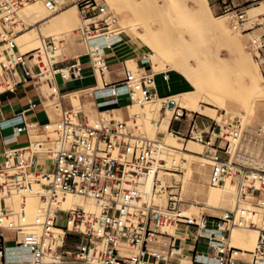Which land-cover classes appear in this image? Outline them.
Returning a JSON list of instances; mask_svg holds the SVG:
<instances>
[{"label":"built area","instance_id":"obj_1","mask_svg":"<svg viewBox=\"0 0 264 264\" xmlns=\"http://www.w3.org/2000/svg\"><path fill=\"white\" fill-rule=\"evenodd\" d=\"M24 1L29 0H0V48L6 46L0 92L15 91L24 82L54 81L57 74L64 80L80 78V59L87 57L94 74L101 76L102 86L110 89L97 94L98 80L93 92L103 99L100 105L117 104L123 96L130 104L135 99L148 101L158 96V72L153 71L145 56L140 63L143 67L148 64L150 72L130 69L123 61L116 82L105 77L106 71L113 73L106 58L122 40L116 33L118 17L106 3L76 0L81 15L78 32L86 50L72 63L59 66L66 60H57L62 40L55 36L44 37L36 49L17 50V12ZM262 1L246 0L251 4ZM47 4L53 7L51 0ZM223 4L234 29L244 32L264 25V13L249 17L247 10L238 8L232 0H223ZM253 45L260 52L264 34L254 38ZM163 74L168 76L166 71ZM162 99V114L167 109L172 111L171 133L206 146L209 184L218 187L231 178L236 184L238 201L251 193L264 209V167L232 160L229 153L242 133L241 126L227 135L216 136L215 139H221L216 146V140L212 141L215 129L210 132L198 127L194 117L187 130L174 127L175 122L190 118L189 110L170 97ZM35 107L30 102L28 109ZM24 112L14 125L18 134L30 130ZM80 112L71 104L60 118L42 125L41 140L30 139L27 145L4 151L5 159L0 163V264H181L189 256L192 264H264V228L259 229L250 259L243 257L244 250L230 243L232 229L243 225L236 208L217 216L184 211L182 205L187 201L182 198L181 185H164L159 178V171L165 170L166 165V160L157 155L162 146L159 135L150 137L134 118L120 120L108 112V116L100 114L95 120L85 115L80 119ZM153 168L156 180L152 197L145 200L139 185ZM39 177L49 179L54 190L100 201V211L62 209L48 199L45 212L30 219L26 194L34 190ZM14 193L21 195L17 210L8 203ZM164 194L167 204L156 203L155 197ZM190 239L194 244L189 253L183 242ZM200 244L206 247L205 251L199 250ZM13 248H19L21 253L9 254L8 249Z\"/></svg>","mask_w":264,"mask_h":264},{"label":"rangeland","instance_id":"obj_2","mask_svg":"<svg viewBox=\"0 0 264 264\" xmlns=\"http://www.w3.org/2000/svg\"><path fill=\"white\" fill-rule=\"evenodd\" d=\"M47 1L48 0L24 1L23 5L19 8L17 12L19 20L15 28L18 32L16 36L18 51H30L20 48L17 40L20 33H24L36 18L40 19L50 13L54 8L60 7L64 3L69 2V0H51L53 4V7L51 8L48 6ZM98 1L103 4L106 3L109 11L117 15L119 19L118 28L120 35L131 37V40L134 41L136 45V48L131 47L130 49H124V44H122L121 47L118 48L119 50L117 49L119 52L121 51V54L118 56L114 53L112 54L115 56V61L124 60L130 69L137 71L139 66H142V64L138 65V60H141L145 56L146 59H150L152 65L153 62L151 61V57H153L156 64V67L154 68L152 65L154 72H177L178 75L186 81V88L191 89V91L188 94H183V92H181L177 96H170V99H173L178 104L192 110L189 111L190 118L195 117V119L198 118L209 122L210 120L213 121L212 129H215L216 133L219 135H227L226 133L231 132L232 129L238 128L240 125L242 133L239 139L234 143L238 151L235 153L233 152L231 157H235L236 153H242L254 157L258 162H261V160L264 159V92H261V94L257 89L254 91L255 88L249 87L246 79L243 78V70L240 71L242 63L248 66L250 65L248 58L250 56L255 65L264 75V47L258 52L253 45V39L264 34V25L257 26L252 30L244 32L236 30L232 27L230 18H227V16L224 15L227 14L224 11V8H219L218 2L213 0ZM230 1L231 0H227V2ZM71 4L76 5V0L71 2ZM198 4L204 5L212 12L215 18H219L216 21L222 20L224 23L226 22L228 29L234 31L233 35L241 38V46L243 47L244 45V49L241 48L240 45H233L231 41L222 34H216L214 36L210 35L201 38L200 40H196L195 38L202 34L200 30L196 29L197 24L195 22L197 20L193 19L197 6H199ZM233 4L239 6L238 8L247 10V15L249 17H256L257 15L264 13V1L259 4H251L243 0H234ZM75 12L74 17L71 20L57 22L56 24L48 23L41 27L40 33L34 31V37L32 38L34 41L29 49L32 50L39 46L41 36H43L42 38L55 36L58 40H62L60 42L61 44L57 60H67L83 53L86 48L84 44L81 43V38L78 32V27L81 21L78 7L75 8ZM126 25L131 28L134 27V29H127V27L125 28ZM48 26L53 27L46 28ZM141 26L144 27L142 28ZM142 30L144 33L146 32V34H144ZM130 31H132V33ZM173 41H176L177 48L173 46V44H175ZM146 43L148 44V47L146 46ZM171 43H173L172 46L177 51L169 46ZM185 43L187 46H183ZM5 49L6 46L0 48V70L2 62L6 59ZM178 49L180 51H178ZM243 50L244 53H242ZM241 53L243 54V57L241 56ZM121 70L119 72H121ZM1 78L0 72V81ZM1 89L2 87H0V90ZM82 94L83 93L80 95L73 94L69 97V100L74 105L76 111L81 110ZM122 98H127V96H123ZM126 101L127 100H123L121 103ZM157 107V102L154 100L141 105L139 109L142 110H137L134 107L128 108V116L126 118H123L121 114L117 112L112 113V116L127 121L134 118L137 124L141 122L145 125L152 138H156L159 135L161 140L170 139L174 143L180 144L185 151H191L194 154V156L177 154L180 155V158H185L184 160L188 162L190 161L189 164L198 169L196 174L190 173L189 176L192 183L196 185L199 184L198 189L200 191L197 194H193V197H188L186 189L184 188L183 178H185V172L183 170L175 169L173 167H167L165 170H162L163 175L161 180L164 183L177 182L182 186L183 195L186 200H188L182 205V208H187L192 199H198V201L207 205H217L221 188L209 184L210 163L204 157L206 146H204L202 142H196L195 140L185 141L175 135L165 134L163 131H159V133H161L160 135L158 129L153 130L150 128L149 119ZM146 109L147 112L145 111L143 113L142 111ZM129 111L137 116L131 115ZM160 113L158 116L161 115ZM59 114H62V110H59ZM99 116L100 115L95 114L93 118L89 119L95 120ZM102 116L108 115L102 114ZM169 119H171V113L168 114L166 122H168ZM222 125H224V127H222ZM174 127H177L176 124ZM215 137L216 136L214 135V140ZM32 138L33 140H41V132L35 131ZM220 140L221 139L219 138L216 142V146L219 145ZM224 145L225 141L222 142V146ZM198 153L202 154L199 155ZM168 155H170V159H173L175 158L174 156L176 153H169ZM202 162H205L206 165H202ZM44 182L47 183V181ZM154 183L155 175L153 177V184ZM38 187L39 186L35 185L34 189H37ZM17 197L19 196H16L15 199ZM151 197L152 194H150L149 197H144V199L150 200ZM190 198L191 200L189 201ZM73 200L82 206H90L96 209L98 206L97 202L79 196H75ZM155 202L157 203V198H155ZM159 203L163 205L166 203L165 195H162V197L159 198ZM232 208L233 207L230 209ZM213 209L214 208L205 207L194 208L190 211L195 214L205 213L216 216L222 213L220 210ZM225 210H229V208ZM173 232L175 231L173 230ZM9 238L12 239L13 236L9 234ZM234 245L237 244L235 243ZM199 250L203 252L206 250V247L200 244Z\"/></svg>","mask_w":264,"mask_h":264},{"label":"bare ground","instance_id":"obj_3","mask_svg":"<svg viewBox=\"0 0 264 264\" xmlns=\"http://www.w3.org/2000/svg\"><path fill=\"white\" fill-rule=\"evenodd\" d=\"M184 1H187V0H184ZM64 4H66V3H64ZM64 4L60 7L54 8L50 13L41 17V18L47 17V20H45V22H46L45 24H48V23L56 24L57 22H63V21L71 20L74 17V14L76 13L75 8L77 6L72 4L70 6L64 7ZM224 15L227 16V18L229 17L227 14H224ZM193 16H194L193 19L197 20L195 22L197 24L196 29H198L202 32L201 36L195 38L196 40L197 39L200 40L201 38H204V37H207L210 35L214 36L216 34H222V35H225L231 41V43L233 45H235V46H239V45L241 46L242 45L241 38L235 37L233 35L234 31L232 29H228L227 23L225 22L226 23L225 24L224 21H222V20L216 21L219 18H215L214 15L212 14V12L207 7H205L204 5L197 6V9H196ZM118 22H119V19H118ZM195 23H193V24H195ZM33 24L35 25L36 22H33L30 25H33ZM144 26H146V25H144ZM144 26H141V27L143 28ZM126 27H127V29L131 28V27H128V25H126L125 28ZM132 29H134V27L131 28V30ZM32 30H34V29H32ZM124 30H126V29H124ZM34 31L36 32V28ZM135 31H136V29H135ZM30 32H32V31H30ZM130 32L132 33V31H130ZM142 32L144 33L143 30H142ZM116 33L120 34L118 24L116 25ZM144 34H146V32ZM121 36L123 37L124 41L129 42V44L132 46V48H136V45H135L134 41L131 40V37H128V36L124 37L123 35H121ZM137 36H138V34H137ZM42 37L43 36H41V38H40L39 46H37L36 48L40 47L41 42L43 40ZM147 43L149 44L148 41H147ZM148 44L146 45L147 47H148ZM172 44L173 43H171L169 46H171L172 49L176 50L175 48H177V43L173 44V46L175 48L172 46ZM179 44H180V42H179ZM179 44H178V46H179ZM183 46H187L186 43ZM243 47H244V45H243ZM243 47L241 46V48H243ZM36 48H34V49H36ZM180 49H181V47H180ZM238 50L240 51L239 48H238ZM178 51H180V50L178 49ZM238 53H240V52H238ZM242 53H244V50ZM241 56L243 57V54ZM248 58H249V64L250 65L248 66V65L242 63L241 67H240V71L243 70L242 73L244 74V77L243 76L242 77L246 79L249 87L255 88L254 91L257 89L258 92H260V93L264 92V75L261 73V71L255 65V63L251 59V57L249 56ZM151 61L153 62L152 63L153 68L156 67V64L154 62L153 57H151ZM106 62L110 63L108 60V57L106 58ZM144 70L145 69L143 66L142 67L139 66L137 71H144ZM0 72H1V70H0ZM105 77L107 78V80H111L110 72L106 71ZM163 79L165 82H168L170 80V76L168 75L166 78L163 77ZM98 80L100 82V86L98 87L99 89L97 90V92L100 94L109 92L110 89L104 88L102 86V81H101L100 75H98ZM52 89L54 90L53 85H52ZM190 91H191V89L186 88V90L183 91V94L184 93L188 94V93H190ZM154 100H156L158 107L156 108V110L154 111V113L151 115V117L149 119V127L152 128L153 130L158 129V132L163 131L165 134L173 135L171 133V131L169 130V124L171 122V119H169L168 122H166L168 114L171 113V118H172V111H171V109H167L163 114L160 113L162 102H163V99L161 97L157 96V97H154L152 100H148V101H139L138 99H135V101L133 103H131L130 105H128L127 108L134 107L135 109L138 110L141 105L149 103V102L154 101ZM179 106L182 108L188 109L181 104H179ZM147 109L143 110L142 112L143 113L145 111L147 112ZM139 110H142V109H139ZM189 111H192V110H189ZM129 112L133 116L136 115V114H132L131 111H129ZM194 112H198V111H194ZM159 113L161 114L160 116H158ZM212 119H214V118H212ZM218 124H220V123H218ZM139 125H140V128L142 130H144L149 135L145 125H143L141 122H139ZM222 127H224V125H222ZM212 135H213L212 141H214V135L218 136L219 134L216 133V130H214ZM161 141H162L161 142L162 146L160 147V149L157 153L158 157L164 158L166 160L165 168L173 167L175 169H181L185 172V178H183L184 188L186 189V193H187L188 197H193V194H197L200 191L198 189L199 184L196 185V184L192 183L189 176H190V173L196 174L198 172V169L195 168L194 166H191L189 164L190 161L188 162V161L184 160L185 158H183V159L180 158V155H177V154H185L188 156H194V154L191 151H185V149H183L180 144L174 143L170 139H165V140H161ZM190 141H194V140H190ZM236 151H238V149L235 147V144H233L229 153H230V155H232V153L233 152L235 153ZM169 153H176V155L174 156L175 158L170 159L169 158L170 155H168ZM201 158H203V157H201ZM232 158H234V159H232ZM231 159L238 161V162H241V163H244V164L249 165V166H253V167H264V159H262L261 162H258L254 157H251V156H248V155H245L242 153H236V156L231 157ZM202 165H206V163L202 162ZM154 170L155 169L153 168L151 173L149 175H147L146 177H144L140 181L139 191L142 194L143 199H144V197H149L150 194H152V188H153V185L155 184V183L153 184V177L155 175ZM162 175H163V171L160 170L159 171V178L160 179H162L161 178ZM39 178L35 184L36 186H39V187L37 189L35 188L31 193L26 194L27 213H28L30 219H32L33 217H35L37 215L43 214L45 212L48 199H51L54 205H58L62 209H73V208L81 207V208H84L88 212H99L100 211V209H101L100 201L93 199V198H87V197H84V196H81V195H78L75 193H67V192L54 190L52 188L51 181H49L47 184L45 182L39 181ZM163 184L171 186V185L179 184V183H177V182H174V183H167L166 182V183H164L163 182ZM181 188H182V186H181ZM218 188H221V191H220V195L218 197V204L217 205H207L203 202L198 201V199H194V200L192 199V201L189 202L188 207L185 208L184 211L188 214H192V215L194 214V215L198 216V215H201V213L195 214V213L191 212L190 210H192L194 208L210 207V208H214V209H217V210H220L221 212H223V211H225V209H228V208H229V210H233L234 208H236L238 218L243 221V225L239 226V227H235L232 229L230 236H229L230 243L233 246H236V247L244 250V252L242 253L243 257L246 259H250L251 256H250L249 252L253 251L256 247V244H257L256 241H257V236H258L257 234L259 232V229L264 228V209L260 205L257 204L258 200H256V198L253 197V195L251 193H247L243 199L238 201L237 200V192H236V184L234 183V181H232L231 178L228 179L225 184L219 186ZM234 188H235V190H234ZM48 190H49V195H48ZM16 196H19V197H17L15 199ZM75 196H79V197H82L84 199L93 200V201L97 202L98 203L97 209L90 207V206H84V205L82 206L81 204L74 202L73 198ZM160 197H162V195ZM160 197L156 196L155 198H157L158 204L163 205V204L159 203ZM165 198H166V203L164 205L167 204L166 195H165ZM182 198H183V200L188 201V200H186V198L183 195V189H182ZM262 199H264V197ZM190 200H191V198L189 199V201ZM8 203H10L12 205L13 209H15V210L19 209L20 203H21V195L18 193H14L10 198H8ZM231 207H233V208L230 209ZM210 215L216 216V215H212V214H210ZM172 232H173V230H172ZM233 243L234 244L236 243L237 245H234ZM8 253L9 254H19V253H21V250L19 248L8 249ZM24 254H25V251H24ZM181 264H192L190 256L183 259Z\"/></svg>","mask_w":264,"mask_h":264},{"label":"crops","instance_id":"obj_4","mask_svg":"<svg viewBox=\"0 0 264 264\" xmlns=\"http://www.w3.org/2000/svg\"><path fill=\"white\" fill-rule=\"evenodd\" d=\"M73 1L75 0H69L68 3L64 4V7L72 5L70 2ZM213 1L218 2L219 8H224L223 0ZM232 2L234 3V0H232ZM45 20H47V17L41 19L36 18L33 21L36 22L35 25H29L24 33H20L17 40L21 49L31 50L29 47L34 41L32 40L35 33L34 30L36 28V31L40 33L41 27L46 23ZM50 27L53 26H48L46 28ZM122 44H124V49H130L132 47L128 42L123 40V37L119 47H121ZM117 49L114 52H110L108 54V60L112 64L111 67L113 73H111V80L113 82H116L121 76L119 71L124 65V60L115 61V56L112 55L113 53L116 54V56L121 54V51L119 52V49ZM75 57L67 59L59 66L72 63ZM80 61L82 62V77L80 78L64 80L59 74H57L54 81L44 80L38 83H33L31 81L24 82L19 84L15 91L7 90L0 92V163L5 159L4 151L6 149L27 145L30 139H33L32 137L34 136L35 131H41L42 125L44 123L60 118L61 114H59V110L63 111L64 109L70 107L72 103L70 102L69 97L73 94L80 95L83 93L81 95L82 103L80 108L81 112L79 114L80 119H83L84 115L91 119L95 114H108V112L120 113L123 118L128 116L127 106L130 104V100L128 98L121 97L117 104L105 106L99 104V102L103 99L99 98L98 95H95V93L92 91L93 88L97 86L98 78L94 74L93 68L87 57H82ZM138 61V65H140L141 60ZM144 69L146 72H150L152 68L148 64H145ZM168 74L170 76V80L165 82L163 79V72L156 73V92L158 97H173L186 90V81L180 75H178L177 72L175 73L169 71ZM52 85L54 86V90L52 89ZM97 94L100 93L97 92ZM123 100L127 101L121 103ZM30 102L35 103L36 107L33 109H28ZM24 110V119L26 123L30 125V130L29 133L23 131L18 134L15 131L14 125L18 123L17 117ZM191 119L192 118H186L182 122H175L174 125L176 124V128L187 130L190 126ZM193 119L195 120L198 127L205 129L206 131L210 130L211 132L213 128V121L210 120L209 122L198 118L195 119V117ZM206 137H208V135H206ZM215 140L216 142L218 141V139ZM39 181H47L48 183L50 180L40 177ZM183 243L187 248L190 249V253L194 244L193 240H186Z\"/></svg>","mask_w":264,"mask_h":264}]
</instances>
